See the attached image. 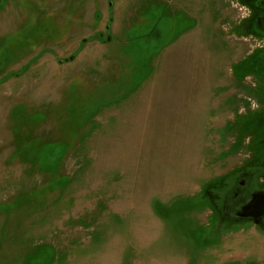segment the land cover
Here are the masks:
<instances>
[{
	"label": "rangeland",
	"instance_id": "1",
	"mask_svg": "<svg viewBox=\"0 0 264 264\" xmlns=\"http://www.w3.org/2000/svg\"><path fill=\"white\" fill-rule=\"evenodd\" d=\"M248 1L0 0V264H264Z\"/></svg>",
	"mask_w": 264,
	"mask_h": 264
},
{
	"label": "flooded vegetation",
	"instance_id": "2",
	"mask_svg": "<svg viewBox=\"0 0 264 264\" xmlns=\"http://www.w3.org/2000/svg\"><path fill=\"white\" fill-rule=\"evenodd\" d=\"M239 193H241V191L237 193L233 206L231 204L227 206L226 210L229 212L228 216H231L233 219H250L253 223H257L258 219L264 216V201L262 198H259V196L253 195L261 192L256 190L250 193L245 192L238 197ZM259 207L263 208L260 212L257 210ZM223 208L225 209L226 206ZM229 208L232 210H229Z\"/></svg>",
	"mask_w": 264,
	"mask_h": 264
},
{
	"label": "trees",
	"instance_id": "3",
	"mask_svg": "<svg viewBox=\"0 0 264 264\" xmlns=\"http://www.w3.org/2000/svg\"><path fill=\"white\" fill-rule=\"evenodd\" d=\"M252 0L248 1V4H251ZM253 8L256 9V12L259 14L257 20H259L260 18L264 19V6H261V8L259 7H255L254 5H252Z\"/></svg>",
	"mask_w": 264,
	"mask_h": 264
},
{
	"label": "water",
	"instance_id": "4",
	"mask_svg": "<svg viewBox=\"0 0 264 264\" xmlns=\"http://www.w3.org/2000/svg\"><path fill=\"white\" fill-rule=\"evenodd\" d=\"M253 196H259V198H262L263 199V201H264V195L262 194V193H255V195H253ZM263 208L262 207H259V208H257V210L260 212L261 210H262ZM262 217V216H261Z\"/></svg>",
	"mask_w": 264,
	"mask_h": 264
},
{
	"label": "crops",
	"instance_id": "5",
	"mask_svg": "<svg viewBox=\"0 0 264 264\" xmlns=\"http://www.w3.org/2000/svg\"><path fill=\"white\" fill-rule=\"evenodd\" d=\"M171 10H172V11H175V10H174V8H173V9H171ZM180 10H181V8H180ZM181 11H182V10H181ZM184 12H186V10H184ZM181 32H183V31H181Z\"/></svg>",
	"mask_w": 264,
	"mask_h": 264
}]
</instances>
